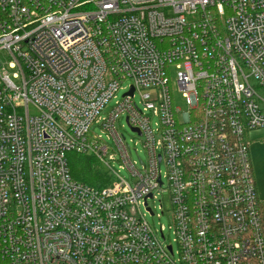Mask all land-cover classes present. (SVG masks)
<instances>
[{
    "label": "built area",
    "instance_id": "2783aa9c",
    "mask_svg": "<svg viewBox=\"0 0 264 264\" xmlns=\"http://www.w3.org/2000/svg\"><path fill=\"white\" fill-rule=\"evenodd\" d=\"M261 128L264 0H0V264H264ZM70 152L112 183L76 180Z\"/></svg>",
    "mask_w": 264,
    "mask_h": 264
},
{
    "label": "rangeland",
    "instance_id": "374dc122",
    "mask_svg": "<svg viewBox=\"0 0 264 264\" xmlns=\"http://www.w3.org/2000/svg\"><path fill=\"white\" fill-rule=\"evenodd\" d=\"M5 62L6 60L3 59ZM8 68V64H4ZM171 82H172V89H173V95H174V103L177 107H180L182 111H186L188 108V104L186 103L185 99L182 97V94L179 92L177 84H176V74L171 73ZM130 81H126L122 88L118 90L117 92V98L113 99L110 103V106L114 105L117 99H120L123 95V93L129 88ZM135 100L139 101V95L135 97ZM116 128L119 130L121 134L124 135L126 142L131 147V158L133 161H139V157L142 159H145L146 157V151L144 149L143 143L141 141V138L132 131L129 124L127 123L126 116L123 114L119 120L115 123ZM93 131L96 135L102 134V128L99 126H94ZM103 137L106 138V133H103ZM111 146H115L112 139L107 140ZM116 160L112 161V164L116 169H120V165H123V163L118 159V156L115 157ZM120 173L126 177L127 179H130V175L126 169H120ZM260 199L264 200V198L260 197ZM161 200L166 204L167 207H169V193L168 192H160L157 194V198L151 199L149 201L150 205L155 207L154 210L156 212L155 215H151L150 213L147 214V219L149 222L153 225L159 226L161 223L168 225L169 223V215H163L160 218L157 216V213H160L161 210L159 208L161 204Z\"/></svg>",
    "mask_w": 264,
    "mask_h": 264
},
{
    "label": "trees",
    "instance_id": "16d2710c",
    "mask_svg": "<svg viewBox=\"0 0 264 264\" xmlns=\"http://www.w3.org/2000/svg\"><path fill=\"white\" fill-rule=\"evenodd\" d=\"M68 164L73 177L78 181L97 188H103L112 183L113 179L109 171L92 155L70 152ZM260 210L264 226V201H261Z\"/></svg>",
    "mask_w": 264,
    "mask_h": 264
},
{
    "label": "crops",
    "instance_id": "0c3cea01",
    "mask_svg": "<svg viewBox=\"0 0 264 264\" xmlns=\"http://www.w3.org/2000/svg\"><path fill=\"white\" fill-rule=\"evenodd\" d=\"M249 141L257 193L259 198H264V128L251 131Z\"/></svg>",
    "mask_w": 264,
    "mask_h": 264
},
{
    "label": "water",
    "instance_id": "95a60500",
    "mask_svg": "<svg viewBox=\"0 0 264 264\" xmlns=\"http://www.w3.org/2000/svg\"><path fill=\"white\" fill-rule=\"evenodd\" d=\"M133 93V89H131V91H130V94H132ZM132 130H135V129H132Z\"/></svg>",
    "mask_w": 264,
    "mask_h": 264
}]
</instances>
